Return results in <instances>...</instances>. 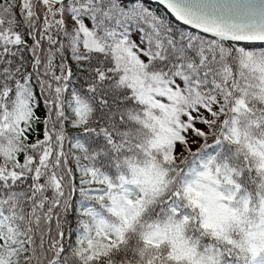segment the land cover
<instances>
[{
	"label": "snow or ice",
	"instance_id": "obj_1",
	"mask_svg": "<svg viewBox=\"0 0 264 264\" xmlns=\"http://www.w3.org/2000/svg\"><path fill=\"white\" fill-rule=\"evenodd\" d=\"M0 264H264V0H0Z\"/></svg>",
	"mask_w": 264,
	"mask_h": 264
}]
</instances>
